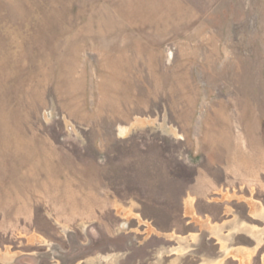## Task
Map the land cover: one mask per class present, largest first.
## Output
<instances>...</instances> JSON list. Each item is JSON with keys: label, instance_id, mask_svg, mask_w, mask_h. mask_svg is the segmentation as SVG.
I'll use <instances>...</instances> for the list:
<instances>
[{"label": "rangeland", "instance_id": "obj_1", "mask_svg": "<svg viewBox=\"0 0 264 264\" xmlns=\"http://www.w3.org/2000/svg\"><path fill=\"white\" fill-rule=\"evenodd\" d=\"M14 260L264 264V0H0Z\"/></svg>", "mask_w": 264, "mask_h": 264}, {"label": "crops", "instance_id": "obj_2", "mask_svg": "<svg viewBox=\"0 0 264 264\" xmlns=\"http://www.w3.org/2000/svg\"><path fill=\"white\" fill-rule=\"evenodd\" d=\"M187 200V198H186ZM185 204H187V201L184 202V206ZM189 206H188V209L187 208H184L183 210V213L185 214L186 213V216L188 218H190L188 220V222H193V211H192V206H190V202H188ZM185 211V212H184ZM223 213L226 214L228 217L222 221V222H217V223H213V230H211V235L214 237V238H222L224 240H227L229 238V236L231 234H233L234 232H236V217L235 215H233V208L231 206V204H226L224 205V209H223ZM198 234V232H189L188 234ZM220 242V241H218ZM227 242V241H225ZM231 247V245H229V248ZM18 259V257H16ZM18 263V260L17 261H13V263H9V264H17Z\"/></svg>", "mask_w": 264, "mask_h": 264}]
</instances>
